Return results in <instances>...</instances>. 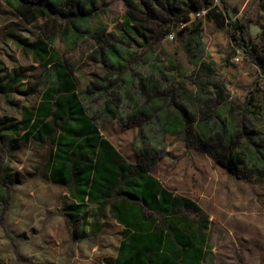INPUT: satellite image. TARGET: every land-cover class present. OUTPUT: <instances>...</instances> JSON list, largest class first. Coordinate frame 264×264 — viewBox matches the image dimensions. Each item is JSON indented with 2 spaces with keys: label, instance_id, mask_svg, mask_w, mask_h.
<instances>
[{
  "label": "rangeland",
  "instance_id": "1",
  "mask_svg": "<svg viewBox=\"0 0 264 264\" xmlns=\"http://www.w3.org/2000/svg\"><path fill=\"white\" fill-rule=\"evenodd\" d=\"M92 1L61 0L58 10L28 23L8 0H0V264H114L122 239L128 241L123 226L106 209L78 212L68 187L48 179L54 148L25 142L4 129L9 119L20 123L24 107L38 104L58 71L76 80L78 92L108 75L110 65L101 53L113 46L130 52L122 70H115L120 79L131 72L169 77L178 101L191 110L205 103L228 125H247L252 133L238 132L240 143L249 136L256 142L262 137L264 154L263 69L244 50L252 49L264 63V0H132L140 6L135 19L125 0ZM224 3L228 17L241 25L244 48L234 45L227 25L218 27L209 17L214 7L226 13ZM186 13L190 21L185 23ZM73 21L80 27L75 44L68 37ZM42 36L47 51L45 58H37L23 47ZM191 36L203 66L189 58L186 40ZM185 91L193 99L200 93L201 101L179 98ZM102 130L132 159V130L123 132L113 123ZM15 139L20 142L10 146ZM195 143L187 147L183 138L166 133L163 152L151 169L178 200L197 206L172 225L171 234L190 238L198 227L207 255L202 264H264V163L256 159L255 147L231 173ZM70 213L80 215L74 220Z\"/></svg>",
  "mask_w": 264,
  "mask_h": 264
},
{
  "label": "trees",
  "instance_id": "2",
  "mask_svg": "<svg viewBox=\"0 0 264 264\" xmlns=\"http://www.w3.org/2000/svg\"><path fill=\"white\" fill-rule=\"evenodd\" d=\"M8 1L12 4L14 11L28 23H34L40 18L44 19L47 11L58 10L59 4L62 3L61 0ZM125 1L129 14L135 19L136 10L140 9V6L135 5L132 0ZM89 2L90 4L94 3L92 0ZM224 6L227 9L226 13L214 7L210 8L209 17L215 21L218 27L227 25L234 45L237 48H244L245 41L241 25L238 21H233L228 17V4L224 3ZM83 15L86 14L83 12ZM83 15L80 16V19L86 20ZM182 21L185 23L190 21L188 13L183 15ZM74 24L75 21L72 23L73 30L69 31L70 34L68 35L71 44H75L79 39L80 27ZM170 27H174V25L171 24ZM41 29L45 32V26ZM182 29L186 30L187 26L185 25ZM134 30L140 32L138 28H134ZM194 42L197 41L193 36L186 40L189 58L194 64L203 66L201 53L196 52L191 47ZM24 45L22 47L25 50L32 52L34 56L39 58L44 57L45 51H47L45 49L47 43L44 38H39L34 43H24ZM244 50L255 63L262 67V77L264 78V63H260V57H254L252 49ZM101 54L107 64L110 65L107 68L110 70L109 74L82 89L79 96L73 78L67 75L65 71H58L53 75L52 87L45 95V98L49 100L45 104V110L41 109L45 117L51 114L55 120L66 118L65 127L60 123L59 125L65 129H70V123L72 124L74 119H79L80 102H83L88 114L96 121L99 118L103 120L113 118L115 113L112 108L121 107L120 101L124 100L126 102L121 110L124 114L120 122L124 127L140 126V145L139 147L136 145L139 159L144 153L152 156L146 158V168H149V164L157 160L162 154V142L164 135L168 132L183 138L187 147L197 142L195 144L198 149L207 153L217 164L231 173H236L240 169L252 147H255L257 151L256 159L264 163V154L260 148L263 146L262 137L261 141L256 142L255 137L249 136L246 143H240L242 136L238 132L252 133L247 125H244L242 129L235 128L233 124L228 125L224 119L210 111V107L205 103H201L200 107L191 110L185 102L178 101L177 91L172 89L169 77H160L154 73L136 76L131 72L127 79H120L121 75L117 71L122 70L128 60L127 54L130 55L125 46L121 48L113 46L111 50H104ZM112 58L115 59V63L110 64L109 59ZM201 89H205V87L201 86ZM220 90L223 91L224 89L220 87ZM69 92L71 96H64ZM186 92H183L179 98L185 97L186 100L194 104L201 101L200 93L196 99H193ZM56 94L60 95L53 104L50 101ZM171 105H174L173 109ZM131 106L133 110L129 112ZM27 115L31 117L32 113L29 112ZM29 124L30 122L27 120L25 125L28 126ZM196 124L199 125L197 127L200 129L197 131L198 133H195L193 129ZM39 126L40 121L31 124V129L25 138L28 139L32 130ZM40 128L48 134L52 131V126L48 123L41 125ZM87 128V124L84 123L77 126L76 131L80 132L87 130ZM153 134L154 136H152ZM40 138V135H35V139L40 140ZM15 142L13 140L9 145L11 146ZM146 188L148 189V184H146ZM1 194L3 196L6 193L2 191ZM79 198L82 199L83 197L79 196ZM93 199L98 200L96 197ZM144 202L145 206L151 209L148 214L149 217L147 216L149 220H137V213L129 210L120 213L115 212V216L120 222L127 225L124 233L127 235L128 241L123 240L121 242L114 264H202L207 255L204 252L202 239L198 237V227L192 228L190 238L179 234L177 231L175 234H171L172 225L184 218L185 212L197 210V206L189 200L181 199L178 200L177 205V211L182 212L180 215L176 213L170 217H160L156 213L154 214L155 210L161 209L157 202L146 200ZM115 207L118 208V206ZM76 210L79 212L81 207H77ZM70 214L74 220H77L80 215L79 213ZM201 225L202 221L199 223V226Z\"/></svg>",
  "mask_w": 264,
  "mask_h": 264
},
{
  "label": "crops",
  "instance_id": "3",
  "mask_svg": "<svg viewBox=\"0 0 264 264\" xmlns=\"http://www.w3.org/2000/svg\"><path fill=\"white\" fill-rule=\"evenodd\" d=\"M41 38L43 39V36ZM42 58H45V55ZM43 77L45 78V75ZM73 80L76 84V80L74 78ZM13 81L17 83V78ZM46 94L44 91L37 105L24 107V117L19 124L13 119H9V125L4 129H9L11 135L16 138L20 137L25 142L33 141L54 148V151L49 153V172L46 176L51 182L68 187L71 194L76 197V209L81 207L80 211L87 212L90 207H94L96 211L102 210L104 207L103 209H106L114 221L122 225L124 229L127 225L120 222L115 216V212L129 210L137 213V220H149L147 216L151 209L145 206V200L158 203L161 209L155 210L154 214L156 213L160 217L176 215L178 205L176 195L165 188L160 179L151 172L156 160L149 164V168H146V158L152 156L144 153L139 159L136 147H139L141 140L140 134H138L140 126L125 128L120 122L124 114L121 110L126 101H120L121 107L112 108L115 113L113 118L106 120L99 118L96 121L88 114L83 102H80L79 119H74L73 123L69 125L70 129H65L59 123L65 127L66 118L55 120L51 114L45 117V114L42 113L41 109L45 110V104L49 100L45 98ZM79 94L77 91L78 96ZM59 95L56 94L50 102L54 104ZM65 95L71 96L70 92ZM131 110H133L132 106L129 108V112ZM29 112L32 113L31 117L27 115ZM27 120L30 122L28 126L25 125ZM37 121H40V126L33 129L29 138L26 139L25 135L31 129V124ZM45 123L52 126L50 134L40 128ZM84 123L87 124V130L77 132V126ZM110 123L115 124L123 132L128 130L134 132L136 140L135 143L132 141V151L129 154L132 159H129L111 137L103 132L102 129ZM1 131L3 130L1 129ZM35 135H40V140L35 139ZM15 141V143L20 142L16 139ZM146 184H148V189ZM79 196L83 198L81 199ZM94 197L98 200H94Z\"/></svg>",
  "mask_w": 264,
  "mask_h": 264
},
{
  "label": "built area",
  "instance_id": "4",
  "mask_svg": "<svg viewBox=\"0 0 264 264\" xmlns=\"http://www.w3.org/2000/svg\"><path fill=\"white\" fill-rule=\"evenodd\" d=\"M169 37H170L171 39H173V37H174V36H173V33H170V34H169ZM235 60L238 61L239 59H238V58H235Z\"/></svg>",
  "mask_w": 264,
  "mask_h": 264
}]
</instances>
